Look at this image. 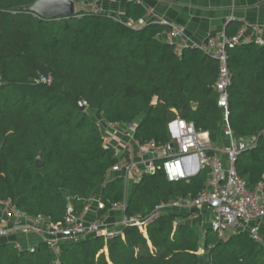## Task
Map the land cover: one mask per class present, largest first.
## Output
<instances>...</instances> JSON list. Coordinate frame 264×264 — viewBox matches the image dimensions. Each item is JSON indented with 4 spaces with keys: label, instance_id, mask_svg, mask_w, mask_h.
Returning a JSON list of instances; mask_svg holds the SVG:
<instances>
[{
    "label": "trees",
    "instance_id": "trees-1",
    "mask_svg": "<svg viewBox=\"0 0 264 264\" xmlns=\"http://www.w3.org/2000/svg\"><path fill=\"white\" fill-rule=\"evenodd\" d=\"M34 1L0 0V199L58 223L69 206L80 213L97 189L104 203L98 216L126 198L124 179L107 178L117 156L100 122L135 123L138 143L165 145L168 123L179 116L218 140L215 58L190 45L177 54L174 44L159 38L168 27L154 17L144 21L140 2H125L124 21L116 13L76 9L85 0H72V15L45 18L28 9ZM227 64L229 125L236 136L256 138L235 162L252 189L264 175V44L229 47ZM207 173L177 182L167 181L161 169L145 173L131 183L125 214H147L160 201L195 196ZM188 215L166 212L143 229L129 225L110 239L97 234L59 242L57 251L43 241L34 252H21L0 239V264H199L200 246L211 264H264L263 245L247 232L219 238L207 228L202 236L185 222Z\"/></svg>",
    "mask_w": 264,
    "mask_h": 264
},
{
    "label": "built area",
    "instance_id": "built-area-1",
    "mask_svg": "<svg viewBox=\"0 0 264 264\" xmlns=\"http://www.w3.org/2000/svg\"><path fill=\"white\" fill-rule=\"evenodd\" d=\"M85 1L94 11H104L97 2L111 4L120 0ZM155 19L168 27V34L163 40L174 44V51L180 54L182 46L186 45L178 40L183 34V28L161 18ZM252 29L255 32L249 38L243 37L244 29L239 28L234 36L220 32L208 36L198 45H193L218 62L214 89L217 93L216 104L222 110V126L217 141H212L207 131L196 129L192 121L179 116L168 123L169 142L173 144L172 152L168 150L169 142L165 145H156L153 141L138 143L133 136L135 123L100 122L102 127L120 134V148L112 145L117 162L108 172L121 176L126 185L143 174L158 169L163 171L165 178L170 182L188 181L199 171L207 169V180L201 191L195 196L180 195L168 201H160L147 214L136 215L125 214L127 198H124L114 202L105 214L98 216V211L104 208V203L98 197L92 202L90 197L78 214H75L70 206L67 207L63 221L58 223L51 222L43 215H28L8 199H0V239L11 242L21 252H34L36 245L43 241L48 242L51 248L57 251L59 242L78 241L97 234L110 239L122 234V228L129 225L143 229L166 212H182L189 214V217H195L198 211L206 210L209 213L208 227L216 232L219 238L245 231L264 247V236L260 232V224L264 222V175L261 181L250 189L235 167L238 155L254 146L256 138L236 136L228 119V89L232 73L227 64V49L247 38L256 44H264V39L258 34L259 28L253 26ZM38 80L49 83L51 77L39 75ZM262 137L264 140V131ZM92 206L94 216L89 218L87 214L92 211ZM113 213L118 214V219L111 223L109 217Z\"/></svg>",
    "mask_w": 264,
    "mask_h": 264
},
{
    "label": "crops",
    "instance_id": "crops-1",
    "mask_svg": "<svg viewBox=\"0 0 264 264\" xmlns=\"http://www.w3.org/2000/svg\"><path fill=\"white\" fill-rule=\"evenodd\" d=\"M125 2L124 0H120L111 4L107 2H97V4L104 11L116 13L119 18L126 21L124 16ZM140 3L146 9L144 21L154 17L181 26L183 34L178 40L184 42L186 45H198L208 36L220 32H225V34L226 32L231 33L236 26L243 28V37L248 38L255 32L252 29L253 26H257L259 28L258 34L264 39V0H140ZM82 4L85 7L91 8L87 1H84ZM167 31L159 35L161 40L168 34ZM248 38L244 41H249ZM102 135L105 144L120 148L121 137H115L114 134L109 135L108 133ZM114 176L113 172H108L107 178L111 179ZM127 185H131V183ZM99 191L97 189L94 192L95 198L99 197ZM93 209L94 206H92V211L87 214L89 218L94 216ZM208 216V211L201 210L196 213L195 217L188 216L185 222L198 230L199 226L205 225L204 227H208ZM117 219V213H113L109 217V220ZM260 232L264 236V222L260 224ZM197 253L199 254V251ZM199 264L211 263L208 257H200Z\"/></svg>",
    "mask_w": 264,
    "mask_h": 264
},
{
    "label": "water",
    "instance_id": "water-1",
    "mask_svg": "<svg viewBox=\"0 0 264 264\" xmlns=\"http://www.w3.org/2000/svg\"><path fill=\"white\" fill-rule=\"evenodd\" d=\"M28 9L37 12L45 18H53L62 15H72L75 11V4L72 0H35ZM80 107L83 109L84 105L81 104ZM168 150L170 152L173 151L172 142L168 143ZM34 164L37 168L40 167L39 154L34 157Z\"/></svg>",
    "mask_w": 264,
    "mask_h": 264
},
{
    "label": "rangeland",
    "instance_id": "rangeland-1",
    "mask_svg": "<svg viewBox=\"0 0 264 264\" xmlns=\"http://www.w3.org/2000/svg\"><path fill=\"white\" fill-rule=\"evenodd\" d=\"M83 4H77L76 5V9H78L79 7H81ZM84 6V5H83ZM82 6V7H83ZM85 7V6H84ZM85 8H88V7H85ZM96 119H97V117H96ZM97 122H99V120H97ZM100 132L102 133V134H106V133H108L109 135H112L113 133H114V135H115V137H119L120 138V134L119 133H115V132H113L112 130H111V134H110V129L109 128H107V127H102V126H100ZM131 185H126L125 186V195H126V198L128 197V195H129V193H130V187ZM91 199H92V202H94L93 200H95L96 198H95V196H94V193H93V195L91 196ZM115 220H111L110 222L111 223H113ZM208 221V220H207ZM207 223V222H206ZM195 225H196V223H195ZM205 225H203V226H199V231H201V234H202V236H203V234H204V232L207 230V228L208 227H204ZM197 227V226H196ZM202 247L200 246L199 247V249H198V251H199V254H200V257L201 258H205V257H208V255H207V251H205L204 249H203V251H202Z\"/></svg>",
    "mask_w": 264,
    "mask_h": 264
}]
</instances>
